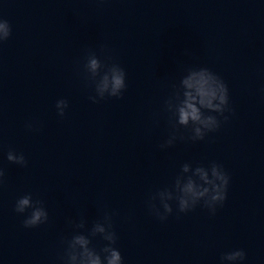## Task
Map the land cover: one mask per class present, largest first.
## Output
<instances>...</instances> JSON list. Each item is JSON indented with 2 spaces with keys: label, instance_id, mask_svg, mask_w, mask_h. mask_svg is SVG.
Listing matches in <instances>:
<instances>
[{
  "label": "clouds",
  "instance_id": "clouds-1",
  "mask_svg": "<svg viewBox=\"0 0 264 264\" xmlns=\"http://www.w3.org/2000/svg\"><path fill=\"white\" fill-rule=\"evenodd\" d=\"M11 35V26L7 20L0 19V43L7 41ZM105 68L101 76L98 69ZM84 69L95 85V96L89 99L93 103L108 97L122 98L127 88L126 72L117 63L111 65L102 64L95 52H89L86 56ZM187 77H182L178 86L173 85V95L166 100V110L170 113L169 122L175 130L174 134L161 145V148L170 147L177 138L175 132L180 128H190L192 135L189 137L193 141L203 140L207 133L217 131L221 126L219 117L224 121L228 117L225 112H231L229 107V90L223 79L207 67L190 68ZM97 77H99L97 79ZM186 86L187 89H194L195 96L191 91H185L181 96L180 86ZM197 103L199 107L197 106ZM57 114L60 117L65 115V109L68 108L66 99H59L55 105ZM216 113L218 115H212ZM30 130L32 124L26 125ZM183 139V137H180ZM7 160L21 166H26L27 161L23 153L17 154L14 151L7 153ZM190 165H182L181 174L178 175L174 182V191L165 189L159 191L151 200L159 198L163 211L155 203L149 201V211L161 221H165L173 212L169 201L177 202L179 213L192 211L198 204L203 202V206L211 214H215L217 206H222L227 199V189L230 181L229 175L223 167L212 162L208 167L197 166L194 168V176H185L189 172ZM4 175L0 170V178ZM199 181V182H198ZM0 179V183H2ZM202 182V183H200ZM28 209L31 212L23 220L25 228H34L48 221V212L43 206L42 201L33 200L32 195L25 194L17 199L15 211L24 214ZM85 222L81 220L74 224L75 229H83ZM100 235L108 243L101 249L104 254L101 255L94 247H91L90 237ZM117 241L116 233L112 230L111 216L105 214L103 222L97 221L93 224L89 235L76 232L70 239H66V244L62 259L65 264H123V258L118 250L114 247ZM246 253L242 249L233 250L222 257V260L236 264L245 259Z\"/></svg>",
  "mask_w": 264,
  "mask_h": 264
}]
</instances>
